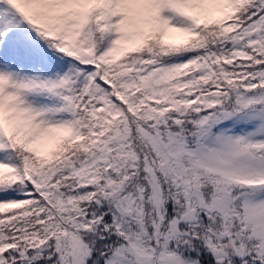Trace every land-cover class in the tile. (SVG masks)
Wrapping results in <instances>:
<instances>
[{
    "label": "snow or ice",
    "instance_id": "snow-or-ice-1",
    "mask_svg": "<svg viewBox=\"0 0 264 264\" xmlns=\"http://www.w3.org/2000/svg\"><path fill=\"white\" fill-rule=\"evenodd\" d=\"M0 264H264V0H0Z\"/></svg>",
    "mask_w": 264,
    "mask_h": 264
}]
</instances>
